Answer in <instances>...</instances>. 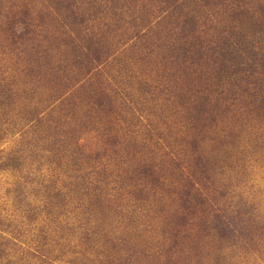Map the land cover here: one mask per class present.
<instances>
[{
  "label": "rangeland",
  "instance_id": "374dc122",
  "mask_svg": "<svg viewBox=\"0 0 264 264\" xmlns=\"http://www.w3.org/2000/svg\"><path fill=\"white\" fill-rule=\"evenodd\" d=\"M175 2L0 0V83L15 93L0 164L23 150L33 177H57L43 130L59 126L70 152L98 154L78 175L103 168L108 183L98 204L81 195L58 217L65 248L50 264H264V0ZM24 108L41 128L26 133ZM17 182L0 167V217L29 242L52 225L14 210Z\"/></svg>",
  "mask_w": 264,
  "mask_h": 264
},
{
  "label": "trees",
  "instance_id": "16d2710c",
  "mask_svg": "<svg viewBox=\"0 0 264 264\" xmlns=\"http://www.w3.org/2000/svg\"><path fill=\"white\" fill-rule=\"evenodd\" d=\"M167 3L173 4L174 7H172V10L169 11L171 13L175 12V5H177L175 0H167ZM230 47L231 46L229 44H225L222 48L229 49ZM221 56L223 59L228 55L224 54ZM85 58L84 67L90 66L91 68V65L94 63L93 61L96 60L97 56L92 58L85 56ZM41 73L46 74V71L42 69ZM35 74L39 75L40 73L36 72ZM37 79H40V77ZM14 94L15 93L9 89L8 85L0 83V108L3 107L6 110V108L8 109L11 107ZM258 104L264 105L261 101H259ZM21 113L27 116L22 124L23 129L27 128L26 133L30 131L34 132V129L37 130L41 128L40 119H37V117L34 116L35 113H37V109L31 108L26 110L24 108ZM57 127L59 126H55L54 128L46 126L43 133L51 135L55 138L47 145L49 151H51L47 157H51L48 161L55 166V169L59 170V173L56 172L54 175L57 177H66V179L69 180V182L65 183L63 187L60 188L61 185L55 183L58 181L57 177L51 178V180H46L44 183L41 182L42 179L33 177L34 173L31 166L37 162L35 153L24 152L23 150L14 151L8 153L6 159L0 164L1 169H8L21 174L22 182L15 183V187L13 189L15 200L12 207H14V210L17 211V213H21L17 206L26 207L25 218L28 220V224L33 223L32 220H35L38 217L37 214H39L43 216L42 220H44L45 223H50L52 225L46 227L45 225H39V223L38 226L34 228L36 229L38 227L39 229L37 235L33 232L30 235V241L25 242L22 238L24 234H21V229L19 230V223L14 222L7 216L0 217V264H50L51 262L59 260L65 246L58 243V240L62 236H58V238L55 239L51 233L54 231L53 227L59 228L56 223L58 221V217L65 216L66 213L70 212L67 207L72 204V201H81L84 199L81 195L88 197V194H91L94 202H97L98 204V201L102 200L100 198L102 189H107L108 183L104 182L103 184L106 177L105 173H103V168L98 169L101 171L93 172V175L95 176L94 182H89V172L84 171V173L78 175V173L84 169V166L87 167L90 161L95 160V157H97L98 154L96 153L95 157L83 155L79 149L71 150L70 152L68 149L69 144L66 142V137L70 136L66 135L65 137L66 131L64 132V130H60L59 128L56 129ZM36 170H38V168H36ZM69 171L70 174L71 172L74 173L72 175L66 174ZM135 171L139 173L141 172L139 171V168L135 169ZM70 179L72 180L70 181ZM75 179H79L77 180L78 182H73ZM187 186L191 189L193 188V183L189 181ZM26 189H29L30 193L38 192L36 196L40 197L39 204L35 205L32 203L30 204L31 206H26V200L24 197V193H27ZM79 192L82 193H80V196L77 197V193ZM198 198L199 203L201 204H205L207 202V196L206 198H203L200 194ZM90 205L94 206L92 202ZM207 205L209 209L208 213H210L212 211L211 206L208 203ZM79 207L80 206H76L74 209H79ZM83 214H85V219L89 218V215H87V208L80 213V215ZM62 228L63 227L60 226L59 230H62ZM92 234H94L93 231ZM239 234L242 235V233ZM249 234H251V231ZM262 236L264 238V230ZM82 238H84L87 242L89 240L92 241V235L88 232H83ZM67 240V242H69V239ZM13 248L17 251V256L10 254V250Z\"/></svg>",
  "mask_w": 264,
  "mask_h": 264
}]
</instances>
